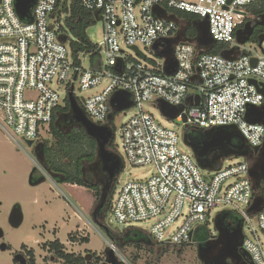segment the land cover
Listing matches in <instances>:
<instances>
[{
    "label": "built area",
    "instance_id": "1",
    "mask_svg": "<svg viewBox=\"0 0 264 264\" xmlns=\"http://www.w3.org/2000/svg\"><path fill=\"white\" fill-rule=\"evenodd\" d=\"M63 1L34 0L27 17L20 18L15 0H0V128L18 146L40 142L67 99L61 93L72 92L77 100L75 83L81 91L104 84L82 99L81 108L89 122L105 126L112 112L110 99L116 92L127 93L134 113L120 129L123 156L130 166L150 167L152 174L115 188L110 207L114 221H153L146 232L154 241L181 246L191 242L194 230L220 206L241 218V248L251 263L264 264V208L248 211L254 199L250 162L244 158L214 171L202 169L191 150L179 146L178 133L144 109L146 103L158 106L162 100L180 109L175 119L186 128L235 126L249 148L260 147L264 126L249 123L246 115L252 107L264 112L259 90H264V40L246 49L236 38L245 7L259 0H81L102 25L100 60L93 67L89 54L71 50L64 32L70 11H62ZM70 3L66 1L67 9ZM168 10L206 19L214 44L225 46L232 59L197 49L186 31L179 38L187 23L159 16L174 15ZM140 46L167 52L170 62L147 59ZM107 245L115 250L109 241Z\"/></svg>",
    "mask_w": 264,
    "mask_h": 264
},
{
    "label": "rangeland",
    "instance_id": "2",
    "mask_svg": "<svg viewBox=\"0 0 264 264\" xmlns=\"http://www.w3.org/2000/svg\"><path fill=\"white\" fill-rule=\"evenodd\" d=\"M177 20L179 22L182 21V19L178 18ZM86 35L98 48L101 47L103 41L100 21H96L94 25L87 28ZM255 44L252 42L246 43L245 47L246 49H255ZM140 50L147 59L162 63L163 58L152 49L140 46ZM127 52L132 55L131 51ZM103 86L104 84L94 90L81 91L77 83H75L76 99L81 103L83 98L94 95ZM61 97L66 98L67 95L61 93ZM144 109L151 113L161 125L175 130L179 135V146L187 151L183 141V133L186 127L182 120L166 118L160 112L159 107L153 103H146ZM118 113L113 120V151L123 163V168L117 177L116 189L128 182L144 180L152 174V169L148 166L134 167L125 162L120 146V129L122 124L134 113V109L131 107ZM40 139L50 140V134L44 133ZM20 144L21 146H18L13 143L0 128V230L2 232V237L0 238V264H19L15 257L20 250L25 254L21 248L22 245L26 250H33L36 264H62L52 253L42 247L43 243L52 241L54 238L65 244V251L68 253L81 255L96 253V255L102 257L101 260L104 259L109 249L108 240L106 239L105 229L98 227L92 220V210L96 204L93 194L86 189L81 190L61 185L48 178L40 185H29L30 173L34 168L39 174L44 172L40 166H37L33 148H28L23 142H20ZM243 159V157L239 156H229L221 158L217 163L219 166H226L243 161ZM256 159V154H250L248 161L253 163ZM209 171H214V169ZM46 177L48 176L46 175ZM17 204L21 207L23 222L18 228H12L8 224V215L13 206ZM76 209H80L81 213L86 215V218L81 213L79 215ZM223 210L220 206L212 209L209 221L204 226V229H200L193 235V241L181 245V247L177 246L181 249L180 256L176 254L174 248L159 256L162 245L154 244L151 246L144 242H139L141 237L142 241L146 240L142 235L139 239H131L123 247L116 243V247L114 246L115 250L111 252L121 264H201L197 255L198 246L195 243V238L206 231L216 236L217 231L214 226V219ZM75 214H77L79 219L75 218ZM83 222L82 230L75 232L78 227H82ZM152 222L143 221L137 224L119 225L114 221L110 210L104 217L105 226L112 232H123L127 228L145 232ZM70 233L73 234V239L68 238ZM86 237L89 238L88 243H81V239ZM2 246H7V248L3 250ZM134 258L137 259L134 260Z\"/></svg>",
    "mask_w": 264,
    "mask_h": 264
},
{
    "label": "trees",
    "instance_id": "3",
    "mask_svg": "<svg viewBox=\"0 0 264 264\" xmlns=\"http://www.w3.org/2000/svg\"><path fill=\"white\" fill-rule=\"evenodd\" d=\"M66 1L67 0L63 1L62 11L67 12V10H69L70 17L65 20L64 32L70 37L71 50L74 55L83 52L89 54L90 66L93 67L95 62L100 60L99 49L97 45H95L89 40L88 36L86 35V30L90 26L94 25L98 18L92 12H89L82 7L81 0H71L68 9L66 7ZM245 10L247 14L251 17H261L262 15H264V0H259L255 4L246 6ZM168 11L174 14L176 18L182 19L186 23L191 24L197 21V18L193 15L174 10ZM263 33L264 28L256 30L251 36L249 42L255 43L257 41V37ZM186 36L189 39H194L196 37L195 29H193L192 27H188L186 29ZM225 48L226 47L223 45L214 44L211 50L206 51V54H220L221 52L225 51ZM76 102L79 106V109L82 111L81 103H79L78 100H76ZM69 109V103L67 99H65L64 105L57 108V110L53 114L48 131V133L50 134V140L42 139L40 141L45 146L44 152L42 154V168L46 170L47 173H49L51 176L55 177V182L58 184L67 183L85 188L87 191L93 194L96 199V204L101 202V198H99L103 194L101 192V187L105 189L104 191L106 196L104 197L105 200L99 210L100 215L97 213L92 215V220L98 227H102L105 229L106 239L115 247L116 243L120 244L122 247L126 246L131 239H139L141 235L144 236L146 240L142 241L143 239L141 237L139 239V242H144L145 244L151 246H153L154 244H159L154 241L149 235V233L146 231L143 232L138 229L127 228L123 232H112L104 224V217L111 207L117 177L119 176L123 168V164L120 158L113 151V120L119 113L113 112L111 118L108 120L107 123V127L111 132V137L107 141L105 149L111 155L112 160H114L115 162L118 161L119 163L118 167H115L113 169V176L106 187L105 184L107 179L105 171H102L100 168L99 171H94L92 169L97 159L99 160L98 146L96 141H94L92 138H89L81 127L74 128L70 132L64 133L60 129V127L55 125L56 119L60 116L67 117V119L65 120L66 126L69 125L70 122H74ZM184 133H187L188 139L190 141L201 142L204 140V136L201 130L185 128ZM112 160L111 164L113 163ZM218 167L219 164L215 163L214 170ZM35 174H37L38 176L36 177ZM30 175L32 176V180L33 178L37 179L38 177H42V175L37 173L36 168L31 171ZM95 175H98V178ZM100 180L103 183L102 185ZM263 195L264 180L261 182L260 186L257 189H254L253 198L257 196L263 197ZM216 217L219 221V226L227 231L233 230L236 227L241 226L242 224L241 218L236 213L230 210H223ZM206 224L198 226L194 230L193 235L196 234L200 229H204V226ZM193 235L191 241H193ZM212 237L214 236L209 231H206L204 233L199 234L195 238V243L197 244V246L204 245ZM68 238L73 239V234H68ZM88 241L89 240L86 237L82 238L80 242L88 243ZM42 247L49 253H52L58 261L62 262V264H104L103 262L105 258L101 260L102 257L96 255V253H87L85 256H83L81 254L66 252L64 245L56 238L52 241H47L43 243ZM180 247L162 245V247L160 248L159 256L166 254L171 248H174V250H176V254L180 256ZM21 248L25 250L26 263L36 264L33 250H26L23 245L21 246ZM109 251L110 250L108 249L107 252ZM113 259L117 262L115 264H121L115 259V257ZM136 259L137 258H134V260ZM110 263L111 262H109V264Z\"/></svg>",
    "mask_w": 264,
    "mask_h": 264
},
{
    "label": "water",
    "instance_id": "4",
    "mask_svg": "<svg viewBox=\"0 0 264 264\" xmlns=\"http://www.w3.org/2000/svg\"><path fill=\"white\" fill-rule=\"evenodd\" d=\"M231 2V0L229 1ZM34 0H15V10L20 18H26ZM161 18L177 20L174 15L167 16L165 12L159 15ZM261 20L264 19V15H262ZM259 25L264 27V23L260 22ZM188 27H192L196 31V37L194 38V42L196 44L197 49H201L204 51H209L213 48L214 41L212 40L209 32H208V22L206 19L202 21H195L193 23H187L186 27H183L179 33V38H183L185 36V31ZM242 33L246 35L242 37ZM252 34V30L249 31H236L237 42L241 45L249 42L250 36ZM264 40V33L257 37L258 45ZM168 44L171 41H167ZM134 50L137 52L138 56L144 58L143 54H141L136 48ZM153 50L156 52L155 46ZM165 59V64L170 62L169 57L166 53H156ZM221 55L226 59H232L229 57L228 51L221 52ZM252 64H255V59H252ZM252 84H255L254 81H251ZM260 92L264 93L263 88L259 89ZM67 101L69 103L70 111L73 114L74 121L84 130L86 135L89 138H92L96 141L98 146V156L105 164L104 170L107 171L110 177L113 175V169L118 167V161H116V166L111 164V155L105 150V146L107 141L111 137V132L109 131L107 125L105 126H97L93 123L89 122L82 111L79 109L75 98L72 95V92H69L67 95ZM199 102L198 98H196L195 104L197 105ZM110 106L112 112L108 116V120L111 118L113 112H120L128 109L131 106V101L129 100L127 93L116 92L112 98L110 99ZM158 107L160 112L168 119H175L180 109H176L174 107H170L164 101L160 100L158 102ZM253 114L255 117H252ZM264 112L257 108H250L246 117L248 118V122L251 124L258 123L264 126ZM204 140L201 142H193L188 139L187 133H183V141L185 145L191 150L193 156L199 165L200 168L205 170L214 169V164L219 162L221 158H226L229 156H239L248 160L251 152L257 155V159L250 163L248 175L253 183V188L257 189L261 182L264 180V141L260 147L249 148L244 141L243 136L236 129L235 126H230L229 128H216V129H208L202 131ZM233 140H236L237 143H233ZM25 145L28 148H33V151L36 156L37 162L42 165V151L40 149L43 147V143L38 142L34 144L32 141H25ZM218 150L221 151V154L218 158L212 162L207 161L205 156L208 152ZM251 151V152H250ZM45 181L44 177L33 181L32 176L29 177V185L37 186ZM106 196V195H105ZM101 202L103 204L105 198L104 195L100 197ZM102 206V205H101ZM264 208V197L257 196L254 197L248 211L255 213L259 212ZM23 222V213L21 211V207L17 204L13 206L9 215H8V224L12 228H18ZM214 226L217 231V235L212 237L209 241H207L204 245H199L197 248V255L199 260L203 264H211L210 261L217 263L225 262L227 259L232 261L239 262L241 264H252L248 254L242 250L241 242H242V230L241 226L236 227L233 230L227 231L224 228L219 226V221L217 217L214 220ZM2 234L0 230V235ZM3 250L6 249L5 246L1 247ZM203 254L215 256L212 257V260L209 258H203ZM105 256L113 259L114 256L111 252H106Z\"/></svg>",
    "mask_w": 264,
    "mask_h": 264
},
{
    "label": "flooded vegetation",
    "instance_id": "5",
    "mask_svg": "<svg viewBox=\"0 0 264 264\" xmlns=\"http://www.w3.org/2000/svg\"><path fill=\"white\" fill-rule=\"evenodd\" d=\"M260 22H262V23H264V19L263 20H261V18H260V16L259 17H251V16H249L248 14L246 15V18L244 19V22H243V24L241 25V26H239L238 27V29L237 30H241V31H249V30H252V34H251V36L253 35V33L256 31V30H258V29H260V28H264L263 26H261V25H259V23ZM246 34L245 33H242V37H244ZM251 36H250V38H251ZM69 111H70V109H69ZM70 113H71V117H72V119H73V121H74V117H73V114H72V112L70 111ZM67 119V117L65 116V117H58L57 119H56V121H55V125L56 126H58V127H60V129L64 132V133H68V132H70L72 129H74V128H79L80 126L74 121L73 123H71L70 122V124L69 125H65V120ZM59 124H61V125H59ZM196 143V142H195ZM233 143L235 144V143H237V141L236 140H233ZM44 148H45V146H44V144H43V147L40 149V152L42 151V154H43V152H44ZM106 150V149H105ZM251 152V151H250ZM41 154V157H43V155ZM221 154V151H218V150H214V151H211V152H208L207 154H206V156H205V158H206V160L207 161H210V162H212V161H214V160H216L217 158H218V156ZM251 154L252 155H255L253 152H251ZM99 157V156H98ZM112 158V157H111ZM42 161H43V158H42ZM112 162H113V165L114 166H116V163H115V161L114 160H112ZM42 166V165H41ZM99 168L102 170V171H105L104 170V168H105V164L102 162V160L99 158V160L97 159V161L94 163V165H93V170L94 171H99ZM43 171H45V173H46V175L48 176V177H44V179H50L51 181H53V182H55V177H53V176H51L49 173H47V171L46 170H43ZM38 173V172H37ZM105 173H106V179H107V181H106V184H105V186L107 187V185H108V183H109V181L111 180V178H112V176L110 177V175H109V173L107 172V171H105ZM39 174V173H38ZM40 175H42V174H40ZM35 176L37 177L38 175L37 174H35ZM97 178H98V175H95ZM39 178H41V177H38L37 179H39ZM37 179H34L33 178V181H35V180H37ZM100 179V178H99ZM101 181V180H100ZM103 183H102V181H101V185H102ZM61 185H67V186H75V185H72V184H67V183H63V184H61ZM105 189L103 188V187H101V192L103 193V195H104V197H105V191H104ZM263 197H264V195H263ZM100 198V197H99ZM101 205H102V202H99L98 204H96L95 205V208H93V210H92V215H94V214H99L100 215V212H99V210H100V207H101ZM2 237V234L0 235V238ZM6 248H7V246H5ZM23 252H25V250L23 249ZM16 254H18L16 257H15V260L19 263V264H26V257H25V254H23L22 253V250H20V252L19 253H16ZM215 255L214 254H212V255H209V254H207V255H205V254H203V258H209V260H212V257H214ZM104 264H109V262H111L110 264H115V263H117L114 259H111V258H107L106 256H104ZM116 259V258H115ZM211 262V264H216L215 262H214V260L213 261H210ZM200 263L201 264H203L201 261H200ZM217 263L218 264H241V263H239V262H236V261H232V260H230V259H227L225 262H222V263H220V262H218L217 261Z\"/></svg>",
    "mask_w": 264,
    "mask_h": 264
},
{
    "label": "crops",
    "instance_id": "6",
    "mask_svg": "<svg viewBox=\"0 0 264 264\" xmlns=\"http://www.w3.org/2000/svg\"><path fill=\"white\" fill-rule=\"evenodd\" d=\"M70 187H73V188H75V189H85V188H83V187H78V186H70ZM77 210V213L80 215V213H81V211H80V209H76ZM81 215H83V217L84 218H86V215L85 214H83V213H81ZM75 218L76 219H79L78 218V216H77V214H75ZM83 226H84V222H83V224H82V227H78L77 229H76V231L75 232H80L81 230H82V228H83ZM72 232H74V231H72ZM71 232V233H72ZM55 239V238H54ZM89 239V238H88ZM63 245H64V247H65V244L64 243H62ZM86 255V254H85ZM85 255H83V256H85Z\"/></svg>",
    "mask_w": 264,
    "mask_h": 264
}]
</instances>
